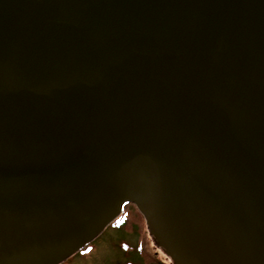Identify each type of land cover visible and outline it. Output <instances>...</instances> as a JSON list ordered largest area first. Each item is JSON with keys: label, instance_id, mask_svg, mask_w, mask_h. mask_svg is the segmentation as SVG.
Instances as JSON below:
<instances>
[{"label": "water", "instance_id": "obj_1", "mask_svg": "<svg viewBox=\"0 0 264 264\" xmlns=\"http://www.w3.org/2000/svg\"><path fill=\"white\" fill-rule=\"evenodd\" d=\"M130 204L173 264H264V0H0V264Z\"/></svg>", "mask_w": 264, "mask_h": 264}, {"label": "rangeland", "instance_id": "obj_2", "mask_svg": "<svg viewBox=\"0 0 264 264\" xmlns=\"http://www.w3.org/2000/svg\"><path fill=\"white\" fill-rule=\"evenodd\" d=\"M123 214V213H122ZM121 214V215H122ZM121 215L109 225L102 234L79 252L75 253L61 264H139L141 259L136 257L143 238L139 235V225H134L129 232L126 230L133 225L128 221L123 225ZM146 221V220H145ZM147 225V223H146ZM148 229V226H147ZM149 231V229H148ZM150 232V231H149ZM148 241L151 248L168 263H173L161 249L154 237L149 234Z\"/></svg>", "mask_w": 264, "mask_h": 264}, {"label": "trees", "instance_id": "obj_3", "mask_svg": "<svg viewBox=\"0 0 264 264\" xmlns=\"http://www.w3.org/2000/svg\"><path fill=\"white\" fill-rule=\"evenodd\" d=\"M121 217H123L124 220L122 222L123 225L128 221V218H130V221L133 223V225L129 226L126 229L129 232L132 230V227L134 225H139V235L140 238H143L140 247L138 248L139 253H136V257H139L142 261L139 264H173L168 263L166 260L162 259L160 255L151 248L149 244L150 242L148 241L150 232L147 229L145 218L139 212L135 205H128L123 211Z\"/></svg>", "mask_w": 264, "mask_h": 264}]
</instances>
